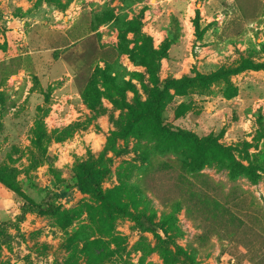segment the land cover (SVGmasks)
I'll return each instance as SVG.
<instances>
[{"label": "rangeland", "instance_id": "obj_1", "mask_svg": "<svg viewBox=\"0 0 264 264\" xmlns=\"http://www.w3.org/2000/svg\"><path fill=\"white\" fill-rule=\"evenodd\" d=\"M160 91L173 134L156 130ZM180 131L227 151L204 159ZM228 154L258 181L232 179ZM88 165L108 170L105 202L76 185ZM0 169L17 188L0 181V264H253L264 254V0H0ZM187 190L209 206L189 212L177 200ZM30 200L39 207L23 213ZM214 201L212 219L229 212L242 238L204 220Z\"/></svg>", "mask_w": 264, "mask_h": 264}, {"label": "trees", "instance_id": "obj_2", "mask_svg": "<svg viewBox=\"0 0 264 264\" xmlns=\"http://www.w3.org/2000/svg\"><path fill=\"white\" fill-rule=\"evenodd\" d=\"M196 28L198 29V23H196ZM168 46L166 47V50H168ZM240 68H244V69H249L248 67H244V65H242ZM257 69H261L263 68L262 65H259L257 67H254ZM179 83H177V81H167L165 83V89L169 88V87H176ZM164 94L165 91H160L158 92V94L155 96L154 101H153V111L152 113L154 114V119H155V123L158 127V131L163 132L165 134H173V131H171L170 129H168V127L161 125L160 121H159V113H160V109H161V103L163 101L164 98ZM139 119L134 118L133 121L129 124V126L127 127V129L125 130V132L127 133H131L136 125L139 123ZM177 134H181L182 136H186L185 138L188 139L189 141H191V143L197 148L199 149L202 154H203V158L204 159H208L211 160L212 159V154L216 151H219L222 153H225L227 150L222 147L221 145L215 143L214 139L209 136L206 138H199L197 137L195 134L191 133V132H187V131H180L177 132ZM213 146L216 148L214 149ZM225 166L226 168L229 170L230 172V176L232 179L235 178L236 175L239 174H246L247 176H249V178L251 180H253L254 182L258 181V176L254 173L253 170L250 169H243L241 167H239L237 165V163H235V161L233 160L232 155L228 154L227 157H225ZM108 175V170L104 169V168H99L96 167L94 165H88L84 168V170L81 172V174L77 177L76 179V185L79 188L80 191H82L83 193L86 194H90L92 195L94 198H96L97 200L101 201V202H105L108 198V193H106L103 188H102V183L104 181V179L107 177ZM182 177H189L187 175H184ZM0 181L7 186L11 191L17 193V188L15 187V185L7 179V177L4 175V172L0 169ZM183 199H177L179 202H182L188 209L189 212H191V205H195V204H200L202 209H206L208 205L207 202H209L210 200L208 198H211L209 196H207L206 194H202V193H197L193 190H187L183 197ZM215 206L213 211L209 210L208 214L210 216L209 218L204 217V220L207 221L208 223H210V226H214L217 228V233H224L226 234V236H230L231 235H235L237 236L238 233H241V238L243 237L242 232H245L244 230V223L242 221H239L238 225H234V220L233 217L231 216V214L227 211H224L223 214L221 215L220 219L217 221H214L212 218H214L218 212V207L216 206V201H214ZM46 209H41L40 212L43 214H58L60 212V207L53 205V204H46ZM33 207V208H37L39 207L38 204L33 201H25L22 205H21V211L23 213L27 212V209ZM115 209H120L119 206H115ZM140 223L142 225L143 228L147 229H153V230H157L156 229V225L153 223V221L148 218V217H141L140 219ZM158 228V227H157ZM227 232V233H226ZM239 238L237 239L239 242H242V239ZM253 264H264V254L261 256H257L251 259Z\"/></svg>", "mask_w": 264, "mask_h": 264}]
</instances>
